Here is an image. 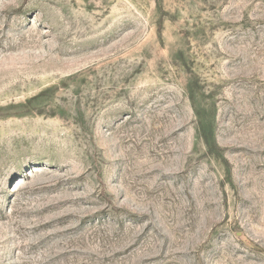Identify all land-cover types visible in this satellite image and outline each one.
I'll return each instance as SVG.
<instances>
[{
  "label": "rangeland",
  "instance_id": "rangeland-1",
  "mask_svg": "<svg viewBox=\"0 0 264 264\" xmlns=\"http://www.w3.org/2000/svg\"><path fill=\"white\" fill-rule=\"evenodd\" d=\"M0 264H264V0H0Z\"/></svg>",
  "mask_w": 264,
  "mask_h": 264
}]
</instances>
